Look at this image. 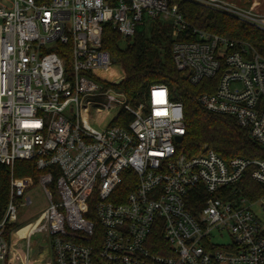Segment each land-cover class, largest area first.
<instances>
[{"label": "built area", "instance_id": "2783aa9c", "mask_svg": "<svg viewBox=\"0 0 264 264\" xmlns=\"http://www.w3.org/2000/svg\"><path fill=\"white\" fill-rule=\"evenodd\" d=\"M195 1L264 31L259 1ZM157 17L174 24V61L190 83L217 79L200 104L233 116L264 146V57L247 42L193 26L177 2L0 0V163L11 171L0 264L8 252L30 264L31 249L45 240L39 264H264V215L253 210L264 196L237 192L246 172L264 185V159L227 161L206 146L180 152L185 111L169 86L155 84L145 102L125 106L107 78L114 60L103 48L104 26L130 38ZM182 33L195 40H178ZM92 104L122 105L134 118L99 131ZM18 160L34 161L39 177H17ZM36 184L49 205L27 222V236L17 235L25 223L8 244L6 226L20 223ZM37 234L42 241H33Z\"/></svg>", "mask_w": 264, "mask_h": 264}, {"label": "trees", "instance_id": "16d2710c", "mask_svg": "<svg viewBox=\"0 0 264 264\" xmlns=\"http://www.w3.org/2000/svg\"><path fill=\"white\" fill-rule=\"evenodd\" d=\"M35 1L40 5L51 0ZM170 1L179 4L180 12L193 26L247 42L264 57L263 30L195 0ZM243 1L246 4L251 3V0ZM173 34L174 24L160 17L139 27L136 34L130 38H123L111 23L104 26L103 48L110 52L114 60V66L107 73V78L112 83V88L124 93L125 106L138 107L145 102L151 86L166 84L172 91L173 98L184 106L186 134L181 139L180 152L192 156L206 146L214 149L227 161L235 157L264 159V146L256 142L248 130L239 126L233 116L210 112L200 104L198 100L200 94L212 92L217 79H204L198 85L190 83L184 73L176 67L172 52L175 41ZM186 35L187 33L180 34L178 40H195ZM133 118L131 112L122 108L114 122L119 126H128ZM10 172L8 166L0 163V220L5 216L10 199ZM15 175L38 178L40 171L37 170L34 161L18 160L15 164ZM237 186L240 188L237 192L250 200H258L264 196V185L254 181L249 172H246ZM20 226L19 222L7 224L3 237L8 244L12 240L13 230ZM43 248L39 245L34 248L33 253L31 249L30 264L45 261L47 256L43 257ZM18 249L25 250L23 242L18 244ZM34 253L39 256L33 257ZM4 264H22V262L8 252Z\"/></svg>", "mask_w": 264, "mask_h": 264}, {"label": "rangeland", "instance_id": "374dc122", "mask_svg": "<svg viewBox=\"0 0 264 264\" xmlns=\"http://www.w3.org/2000/svg\"><path fill=\"white\" fill-rule=\"evenodd\" d=\"M254 1H259L261 3L262 6L260 9H262V11L264 12V0H254ZM93 100L102 103H106L107 101L104 99H100L99 97L93 98ZM112 101L113 100L110 99L109 102ZM100 108H102V105L95 106L94 104H92V110L90 112L91 125L95 129L99 131H103L105 127L109 125L111 122H113L115 118L118 116L119 111L122 108V105H119L117 107H110L108 108V110H102V111L99 110ZM27 197L32 199V203L28 206L24 205L22 208H20L19 210L20 225L25 224L31 220H36L42 214V212L46 210V208L49 205L48 196L45 193L44 189L39 184H36L35 187L29 189L26 192V195L24 197V202L26 201ZM263 202L264 201L257 203L253 208L255 214L258 217H263L264 215V209L262 207ZM21 228L22 229L18 231V235H23L24 231L27 229L26 227L25 228L21 227ZM42 239H43V235L37 234L34 236L33 241L35 240L42 241ZM43 243L46 244L42 250L43 257H45L48 256L47 254L49 252V244L47 240H45ZM34 250L35 249L33 247L32 253L34 252ZM38 256L39 255L37 253L33 254V257H38Z\"/></svg>", "mask_w": 264, "mask_h": 264}, {"label": "bare ground", "instance_id": "6f19581e", "mask_svg": "<svg viewBox=\"0 0 264 264\" xmlns=\"http://www.w3.org/2000/svg\"><path fill=\"white\" fill-rule=\"evenodd\" d=\"M111 70H112V68H111L108 72H110ZM108 72H107V73H108ZM37 221H38V220H37ZM32 226H33V223H32V222L27 223L26 225H24L23 228L26 227L27 229H26V231L23 233V235H20V236H21V237L27 236V235L29 234V231L31 230V227H32ZM20 229H22V228H20ZM20 229H19V230H20ZM19 230H18V231H19ZM18 231H17V232H18Z\"/></svg>", "mask_w": 264, "mask_h": 264}, {"label": "water", "instance_id": "95a60500", "mask_svg": "<svg viewBox=\"0 0 264 264\" xmlns=\"http://www.w3.org/2000/svg\"><path fill=\"white\" fill-rule=\"evenodd\" d=\"M181 139H182V136H178V137H177V140H178V141H181ZM202 149H203V147H202Z\"/></svg>", "mask_w": 264, "mask_h": 264}]
</instances>
